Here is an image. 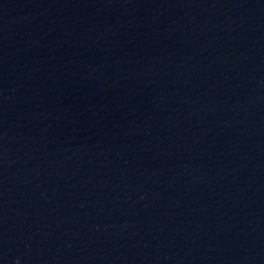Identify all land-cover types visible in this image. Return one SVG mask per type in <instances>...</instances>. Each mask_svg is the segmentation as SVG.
<instances>
[{
  "label": "water",
  "instance_id": "1",
  "mask_svg": "<svg viewBox=\"0 0 264 264\" xmlns=\"http://www.w3.org/2000/svg\"><path fill=\"white\" fill-rule=\"evenodd\" d=\"M0 264H264V0H0Z\"/></svg>",
  "mask_w": 264,
  "mask_h": 264
}]
</instances>
